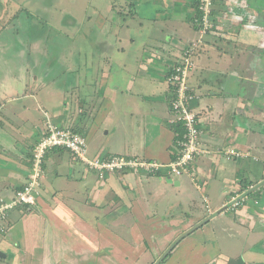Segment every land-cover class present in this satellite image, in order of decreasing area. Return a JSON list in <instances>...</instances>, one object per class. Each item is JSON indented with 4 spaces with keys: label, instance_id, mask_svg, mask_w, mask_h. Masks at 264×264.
Masks as SVG:
<instances>
[{
    "label": "crops",
    "instance_id": "crops-1",
    "mask_svg": "<svg viewBox=\"0 0 264 264\" xmlns=\"http://www.w3.org/2000/svg\"><path fill=\"white\" fill-rule=\"evenodd\" d=\"M122 1L117 16L141 20L137 32L113 35L119 43L129 35L142 39L134 63H86V90L72 85V93L67 80L42 70L26 79L24 96L5 100L2 84L0 196L12 199L28 181L47 118L82 135L91 160L167 164L179 155L185 132L178 137L182 124L175 122L167 77L197 42V0ZM212 16L187 78L205 150L190 165L193 178L165 169L100 175L69 150L53 148L35 205L15 207L2 223L0 264H264V0H213ZM11 84L7 92L19 88ZM227 149L243 155L228 157ZM239 193L247 198L233 210Z\"/></svg>",
    "mask_w": 264,
    "mask_h": 264
},
{
    "label": "rangeland",
    "instance_id": "rangeland-1",
    "mask_svg": "<svg viewBox=\"0 0 264 264\" xmlns=\"http://www.w3.org/2000/svg\"><path fill=\"white\" fill-rule=\"evenodd\" d=\"M107 2L111 5H107ZM121 2L123 3L122 0H0V88L3 87L2 84L6 85L2 92L5 100L16 92L19 96H24L25 88L29 87L25 85L26 79L39 74L40 70L54 79L59 78L65 83L67 80L69 84L66 88L72 93V85L78 86L81 91L86 90L89 83V78H85L87 70L83 69L86 63L89 67L90 63L94 62L96 67L98 60L115 63L120 58L134 63L136 54L141 49L140 37L129 35L123 37L125 41L121 43L116 38V43L112 44L115 46L113 50L106 48L107 45L103 44L102 39L99 40L102 36L99 32H115L121 36L126 32H137V25L140 23L138 21L141 19L137 21L130 17L132 14L127 15L125 19L117 16L119 7L123 9ZM108 9L115 14L113 17L117 16L111 24L109 21L113 17L105 13ZM105 15L110 19L107 23L103 17ZM208 34L209 32L198 33L196 41L202 42L198 45L199 49L206 47L203 43ZM123 45L126 48L121 52L119 49ZM77 68L85 73L84 78L78 79L79 76L75 74ZM28 71L30 76L26 75ZM21 78H25L24 84H20ZM114 78L113 81L119 89L117 78ZM78 80L80 83H74ZM12 82L14 84H11ZM7 84L19 88L7 92L10 88ZM125 101V105L128 103L129 106L130 102ZM259 105L262 107L261 103ZM48 120L49 118L45 123ZM241 253L244 255L243 250Z\"/></svg>",
    "mask_w": 264,
    "mask_h": 264
},
{
    "label": "built area",
    "instance_id": "built-area-1",
    "mask_svg": "<svg viewBox=\"0 0 264 264\" xmlns=\"http://www.w3.org/2000/svg\"><path fill=\"white\" fill-rule=\"evenodd\" d=\"M213 0H198V14L194 17V24L198 28V33L207 34L213 28L212 20ZM201 36V35H200ZM201 41L192 43L183 52L175 64L173 71L168 74L167 81L174 88L175 100L172 104V112L175 115L176 123H181L185 129L182 139L177 142L181 146L180 152L175 160L167 164L156 161L128 159L122 156H112L109 159L91 160L87 157V144L85 138L69 128H61L50 121H47L45 134L34 146L31 152L30 174L28 181L15 193L12 199L0 196V232L4 230L2 223L6 221L8 213L20 205H35L41 179L44 176L43 162L46 153L53 148H64L69 150L87 168L94 169L102 175L103 172L121 171L132 169L134 171L156 172L160 169L168 170L175 176L186 175L193 178L194 174L190 170L192 161L197 155L205 152L200 147V131L198 128V118L190 111L188 102L192 98L187 86V78L190 70L194 67L193 54L198 49ZM202 44V42H201ZM208 152V151H207ZM225 154L228 157L242 156L238 150L227 149ZM247 198L246 194L239 193L232 196L230 208L235 210Z\"/></svg>",
    "mask_w": 264,
    "mask_h": 264
},
{
    "label": "water",
    "instance_id": "water-1",
    "mask_svg": "<svg viewBox=\"0 0 264 264\" xmlns=\"http://www.w3.org/2000/svg\"><path fill=\"white\" fill-rule=\"evenodd\" d=\"M30 19H31V17H30ZM99 34H102V32H99ZM108 34H109V33H107V35H108ZM108 36H109V35H108ZM99 37H100V36L98 35L97 38H99ZM104 38H106V39H104ZM116 38H117V37L114 36L113 33H112L109 37H102V36H101V37L99 38V40H101V39H102V40H103V39H104V40H110V43L112 44V43H116V42H115V41H116ZM99 40H98V41H99ZM35 68H37V66H35ZM26 75L30 76L29 71L26 72ZM37 75H38V74H37ZM28 76H27V78H28ZM14 79H16V78H14Z\"/></svg>",
    "mask_w": 264,
    "mask_h": 264
},
{
    "label": "trees",
    "instance_id": "trees-1",
    "mask_svg": "<svg viewBox=\"0 0 264 264\" xmlns=\"http://www.w3.org/2000/svg\"><path fill=\"white\" fill-rule=\"evenodd\" d=\"M132 7H133V8H132V13L135 15L136 12H134V11H136V10H135V7H136V6L133 5ZM196 7H197V10H198V0H197V6H196ZM107 8H108V7H107ZM104 9H105V8H104ZM26 14H27V16H29L28 12H26ZM197 14H198V13H197ZM123 19H124V18H123ZM109 22H110V24H111V23H112V19H111V21H109ZM106 23H107V21H106ZM193 24H194V22H193ZM194 26H195V24H194ZM195 29H198V28L195 26ZM261 103H262V102H261ZM263 103H264V102H263ZM188 107H189V106H188ZM196 116H197V115H196ZM197 118H198V117H197ZM181 127H182V130H179V131H178V132H179V133H178V137H182L183 133L185 132V130H184V128H183L182 125H181Z\"/></svg>",
    "mask_w": 264,
    "mask_h": 264
}]
</instances>
